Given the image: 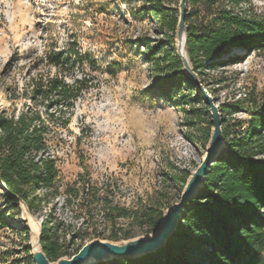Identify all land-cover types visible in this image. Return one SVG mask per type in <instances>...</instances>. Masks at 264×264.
<instances>
[{"label": "rangeland", "instance_id": "obj_1", "mask_svg": "<svg viewBox=\"0 0 264 264\" xmlns=\"http://www.w3.org/2000/svg\"><path fill=\"white\" fill-rule=\"evenodd\" d=\"M152 2L177 16L180 0H0V109H12L6 89L21 85L27 69L50 47L61 49L74 41L101 69L85 68L98 84L76 102L53 147L59 195L40 213L24 212L21 205L18 214L5 218L0 264L26 263L28 218L57 225L52 232L70 255L92 239L109 240L113 232L147 235L139 221L118 218L112 224L107 208L120 212L172 205L181 190L179 178L200 163L211 125L183 110L199 104L182 108L150 92L159 73L146 60L148 50L159 42L160 55L174 50V34L161 27L150 10ZM235 6L240 13L264 17V0H240ZM186 8L192 26L209 17L204 1L186 2ZM203 79L217 90V105L252 89L264 96V55L252 51L241 62L204 70ZM184 94L187 102L190 96ZM223 115L227 123L248 118L245 112ZM202 118L209 122V115Z\"/></svg>", "mask_w": 264, "mask_h": 264}, {"label": "trees", "instance_id": "obj_2", "mask_svg": "<svg viewBox=\"0 0 264 264\" xmlns=\"http://www.w3.org/2000/svg\"><path fill=\"white\" fill-rule=\"evenodd\" d=\"M200 1H204L209 17L195 27L187 24L190 12L186 2ZM239 1L183 0L190 61L215 103L217 90L203 79L204 70L241 62L252 51L264 55V17L246 18L243 13L226 10L227 4L236 5ZM150 10L157 15L161 27L174 34L176 14H168V9L155 2ZM144 45L149 48L148 42ZM162 50L163 43L159 42L146 55L159 73L150 92L182 108L184 104H199L183 110L209 123L202 118L208 117V107L182 72L175 51L165 50L160 55ZM85 68L101 70L97 61L70 41L61 49H47L27 69L21 85L6 89L12 109H0V224H7L5 218L18 214L22 204L34 215L59 195L58 159L53 147L62 130L67 129L76 102L98 84L95 76L85 73ZM186 91L190 96L187 102ZM218 106L225 147L208 167L203 186L184 205L177 227L164 247L136 258H113L94 264H264V96L252 89L243 97ZM225 112H245L248 118L227 123ZM209 133L210 129L206 142ZM187 176L188 173L179 178L181 189ZM65 192L71 196L73 191L67 188ZM165 208L118 212L112 207L107 208L106 215L112 224L118 218L139 221L149 234L156 229ZM53 224L47 219L41 223L43 252L50 261L72 256L53 234L52 227H57ZM129 238L127 233L118 236L113 232L109 240ZM25 251H29L27 245ZM25 264H33L30 256Z\"/></svg>", "mask_w": 264, "mask_h": 264}, {"label": "water", "instance_id": "obj_3", "mask_svg": "<svg viewBox=\"0 0 264 264\" xmlns=\"http://www.w3.org/2000/svg\"><path fill=\"white\" fill-rule=\"evenodd\" d=\"M177 14V22L174 31L175 55L181 64L182 72L189 79L191 85L197 92L201 94L207 105L209 123L211 125L209 138L200 163L193 171L188 173L185 184L179 193L178 200L163 210L162 217L153 232L145 236L119 241L92 239L86 242L71 257L64 256L56 261H50L40 245L42 230L41 224L38 223L39 235L37 247L34 246L32 241L28 242L30 257L33 264H94L113 258H136L153 253L164 247L167 239L177 227L184 205L192 200L197 191L203 186L208 167L216 161L217 156L225 147L222 132V119L219 106L213 102L211 96L205 90L190 61L188 53V30L185 23V6L183 0L179 2ZM22 207H24L23 204ZM25 211L27 212L26 208Z\"/></svg>", "mask_w": 264, "mask_h": 264}, {"label": "bare ground", "instance_id": "obj_4", "mask_svg": "<svg viewBox=\"0 0 264 264\" xmlns=\"http://www.w3.org/2000/svg\"><path fill=\"white\" fill-rule=\"evenodd\" d=\"M24 212L25 208L23 207ZM26 214V213H25ZM30 220L31 229H29V241H32L34 246L37 247V240L39 235V225L38 222L34 221L31 218H28Z\"/></svg>", "mask_w": 264, "mask_h": 264}, {"label": "built area", "instance_id": "obj_5", "mask_svg": "<svg viewBox=\"0 0 264 264\" xmlns=\"http://www.w3.org/2000/svg\"><path fill=\"white\" fill-rule=\"evenodd\" d=\"M225 8H226L227 11H230V12H232L233 14H242V13H240V12H238V11L236 10V6H235L234 4H227V5L225 6ZM254 15H256V14H254ZM245 16H246V18H249V17H250V14H245Z\"/></svg>", "mask_w": 264, "mask_h": 264}]
</instances>
